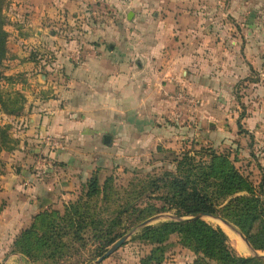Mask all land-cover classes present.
Returning <instances> with one entry per match:
<instances>
[{
  "label": "crops",
  "instance_id": "0c3cea01",
  "mask_svg": "<svg viewBox=\"0 0 264 264\" xmlns=\"http://www.w3.org/2000/svg\"><path fill=\"white\" fill-rule=\"evenodd\" d=\"M5 12L2 87L20 93L22 109L0 113L13 140L0 153L1 238L75 193L109 156L183 140L192 114L174 91L212 96V81L263 58L264 0H9ZM50 155L54 170L40 180L34 165Z\"/></svg>",
  "mask_w": 264,
  "mask_h": 264
},
{
  "label": "trees",
  "instance_id": "16d2710c",
  "mask_svg": "<svg viewBox=\"0 0 264 264\" xmlns=\"http://www.w3.org/2000/svg\"><path fill=\"white\" fill-rule=\"evenodd\" d=\"M6 4L7 0H0V113L14 115L22 109V97L1 87V80L6 79L2 69L8 52L3 12ZM9 129L8 124L0 123V153L13 147ZM157 151L172 157V171L148 176L140 196L150 200V195L160 192L155 196L161 201L160 207L153 202L140 205L129 201L118 206L115 217L104 220L86 210V199L102 193V198H106L108 179L101 187L98 178L93 176L86 181L84 201L79 197L70 202L63 213L57 210L37 213L31 225L15 237L12 251L36 262L45 258L53 260L69 244L82 242L83 235L89 233L96 242L94 256L97 258L124 236L128 228L119 230V227H124L126 218L129 228L138 230L134 238L152 245L141 264H161L171 234H177L181 243L193 250L196 258L192 264H264V258L258 255L237 254L221 227L201 218L193 219L197 214L208 213L231 220L255 250L264 251V195L251 189L247 179L225 155L208 149L205 153L189 150L176 153L161 146H157ZM167 211H172L170 219L140 226L144 220Z\"/></svg>",
  "mask_w": 264,
  "mask_h": 264
},
{
  "label": "rangeland",
  "instance_id": "374dc122",
  "mask_svg": "<svg viewBox=\"0 0 264 264\" xmlns=\"http://www.w3.org/2000/svg\"><path fill=\"white\" fill-rule=\"evenodd\" d=\"M8 1L3 10L7 22L5 29L8 23L13 22L8 20L5 12ZM176 3L178 0H168V4L171 6H175ZM231 24L235 25L233 21ZM242 38H244L243 35ZM261 55L263 58L259 62L243 65L240 74L234 79L212 81V92L214 93L212 96L200 97V95L195 94L197 99L185 89L197 101L195 106L183 103V114H192L191 117H187V115L183 117V130L185 131L183 135L185 138L172 144V147H167L166 144L159 146L176 153H182L186 150L205 153L204 150L208 149L212 153L225 155L247 179L251 189L255 193L264 195V51ZM201 78L204 80L206 77L201 75ZM196 109L198 112H200L199 110L204 111L203 116L198 113L200 123L197 126L194 123L197 118L195 117ZM196 129L198 132L194 134ZM116 156L118 155L109 156L111 157L109 161L90 176H96L101 187L108 179L106 198H102L104 195L102 193L92 199H86L88 200L86 210L90 213H96L104 220H111L116 216L118 206L126 202L129 203V201L140 205L153 202L160 207L161 201L155 199V196L160 192L150 195L151 201L142 198L140 194L143 190V183L148 176L172 171V157H165V153L158 152L157 147L148 148L144 152L137 153V155L128 153L122 157ZM131 156L134 157L130 158ZM85 185L86 182L82 183L76 192L70 195L54 197V201L39 209L37 213L43 210H57L63 213L65 205L70 202H74L79 197H83L82 201H84ZM245 193L242 192L241 194ZM159 214L161 216L149 225L170 219L172 211ZM32 218L19 233L31 225ZM202 219L212 226L221 227L237 254L242 256L264 255V251L255 250L252 245L248 246L245 243L239 234V227L231 220H227L230 224L227 225L218 216H204ZM123 224L124 227L120 226L119 230L128 228L124 234L128 235L127 239L117 250L99 262H97L99 257L94 256L96 242L89 233H86L83 235L82 242L69 244L53 260L45 258L40 262L12 251L13 241L17 235L12 239L4 236L1 238L0 236V264H141V260L147 256L152 245L134 238L138 230L136 228L130 229V223L126 218L123 219ZM229 234H235L241 238L245 248L241 249L237 239ZM166 244L167 250L161 264H192L196 258L193 250L183 245L177 234H171Z\"/></svg>",
  "mask_w": 264,
  "mask_h": 264
},
{
  "label": "built area",
  "instance_id": "2783aa9c",
  "mask_svg": "<svg viewBox=\"0 0 264 264\" xmlns=\"http://www.w3.org/2000/svg\"><path fill=\"white\" fill-rule=\"evenodd\" d=\"M170 98L177 102L186 103L190 106H195L197 103L196 99L191 96L185 89H178L174 91ZM46 144L53 151L61 147L59 140L52 136H47ZM54 166V158L51 157V155L48 157H39L34 165V172L36 173V177H38L40 180L49 178L52 171L54 170Z\"/></svg>",
  "mask_w": 264,
  "mask_h": 264
},
{
  "label": "water",
  "instance_id": "95a60500",
  "mask_svg": "<svg viewBox=\"0 0 264 264\" xmlns=\"http://www.w3.org/2000/svg\"><path fill=\"white\" fill-rule=\"evenodd\" d=\"M110 141V136L108 135H105L104 136V142L105 143H109ZM161 215L158 214V215H155V216H152L146 220H144L140 226H144V225H149L152 221L158 219ZM204 216H212L211 214H208V213H200V214H197L195 217H193V219H196V218H203ZM172 217V216H171ZM192 219V218H191ZM219 219L224 222L225 224L227 225H230L229 222L223 218H220ZM240 236L243 238V240L245 241V243L250 246L249 242L247 241V239L241 234L239 233ZM128 235H124L122 236L121 238H119L102 256H100L98 259H97V262L99 261H102L103 259H105L106 257H108L110 254H112L115 250H117L124 242L125 240L127 239ZM260 257H263L264 258V255L263 254H260L258 255Z\"/></svg>",
  "mask_w": 264,
  "mask_h": 264
},
{
  "label": "bare ground",
  "instance_id": "6f19581e",
  "mask_svg": "<svg viewBox=\"0 0 264 264\" xmlns=\"http://www.w3.org/2000/svg\"><path fill=\"white\" fill-rule=\"evenodd\" d=\"M229 235H231V237L237 239V242H238L239 247H240L241 249L245 248V244L243 243V241L241 240V238H239V237H238L237 235H235V234H229Z\"/></svg>",
  "mask_w": 264,
  "mask_h": 264
}]
</instances>
